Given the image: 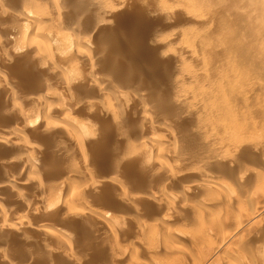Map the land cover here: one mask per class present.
<instances>
[{
    "label": "bare ground",
    "instance_id": "1",
    "mask_svg": "<svg viewBox=\"0 0 264 264\" xmlns=\"http://www.w3.org/2000/svg\"><path fill=\"white\" fill-rule=\"evenodd\" d=\"M179 1L0 0V264H264V0Z\"/></svg>",
    "mask_w": 264,
    "mask_h": 264
},
{
    "label": "rangeland",
    "instance_id": "2",
    "mask_svg": "<svg viewBox=\"0 0 264 264\" xmlns=\"http://www.w3.org/2000/svg\"><path fill=\"white\" fill-rule=\"evenodd\" d=\"M179 0H167L168 6H180L182 4H179ZM122 19H125L124 16L121 17ZM149 19V18H147ZM130 20V19H129ZM152 19H149L148 21L141 22L138 27L135 29V31L140 30L139 33H143L146 35L147 38H159L163 36H168L170 33H173L177 30H186L188 26H191V22L186 17H177V18H170L168 21V25H165L162 21H159L157 25L153 24L151 21ZM129 26L132 28V24H129ZM144 27V29H143ZM115 33V31H113ZM109 54L122 58L123 55H128L130 59V66L127 67V69L118 72L117 69H112L110 71V76L107 77L105 80L111 81L112 84H118L121 86V84L125 87H127L129 90H140L144 95H148L149 87L155 85L159 89V93L162 95H171L172 90L168 87L166 84H162L160 82V78L156 76L155 74L151 73L149 69H145L143 66V63H140L137 56H138V47L133 46L131 49L127 51H122L121 53L114 51L110 52ZM107 54V56L109 55ZM98 70L102 73L104 71H109L108 66L106 63H101L98 65ZM56 83V85H55ZM53 85L57 86V82H52ZM60 89V86H57ZM96 124L95 126H101L102 121L99 119L94 120ZM91 121V122H94ZM102 168L95 165V170H101ZM94 171V174L96 173ZM98 174V172L96 173ZM6 190L3 191L2 188H0V201L2 203H6L7 197ZM262 204V202L260 201ZM28 219V216L26 217ZM30 218V217H29ZM213 256V257H212ZM212 259L217 256H214L212 254ZM11 258V257H10ZM48 264H55V257L49 256L48 257ZM122 264V263H121ZM191 264V263H189Z\"/></svg>",
    "mask_w": 264,
    "mask_h": 264
}]
</instances>
